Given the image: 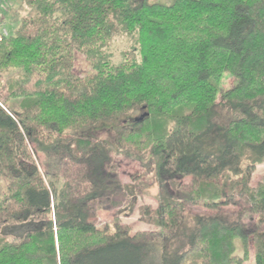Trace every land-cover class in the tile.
<instances>
[{"label":"trees","instance_id":"16d2710c","mask_svg":"<svg viewBox=\"0 0 264 264\" xmlns=\"http://www.w3.org/2000/svg\"><path fill=\"white\" fill-rule=\"evenodd\" d=\"M25 1L34 12L0 40V225L28 228L0 231V264H145L156 237L161 264L194 253L195 264H245L236 239L249 236L251 264H264V173L252 182L264 163V0ZM76 51L92 72H75ZM227 74L236 82L222 90ZM138 110L105 127L111 140L98 134ZM113 146L155 172L156 228L91 219L123 191ZM237 197L262 227L246 232L225 208Z\"/></svg>","mask_w":264,"mask_h":264},{"label":"rangeland","instance_id":"374dc122","mask_svg":"<svg viewBox=\"0 0 264 264\" xmlns=\"http://www.w3.org/2000/svg\"><path fill=\"white\" fill-rule=\"evenodd\" d=\"M33 12L34 10L27 6L25 0H11L8 4H4V8L1 9V13H3L9 34L15 33L21 23L22 16L29 15ZM125 45V41H120L115 45L116 53L113 58L115 62H119L121 60V49H123ZM74 70L80 75H86L93 70L86 57L78 51L75 52ZM17 73V70H11L7 77ZM235 82V77L227 74L222 83V90L229 89L235 84ZM218 100H221V96H219ZM18 101V99H14L10 103V109L12 112L18 110ZM142 112V110H138L127 116H122L121 118H116L109 123H105L97 128L102 131L101 133L98 132V134L111 140V138L114 137V131L111 128L117 129L122 120H133L134 118L141 116ZM97 129L89 130V133L94 134L98 131ZM113 150L114 151L110 156L114 166L116 167V170L114 171L118 173L119 179L122 182L123 191L112 197L113 201H107L101 205V207L99 206L102 203L98 204L95 202L94 208L90 213L91 219H94L96 223L101 226H109L110 229L114 228V223H118L123 227L127 226L131 232L143 228H156L153 216H150V213L157 207L160 199V185L155 172L147 168L146 162L126 157L123 154H118L115 151L114 146ZM35 157L41 167V170L44 171V154L35 152ZM263 173L264 163L256 167L254 173L252 174V182L258 183L262 179ZM45 179L47 183H49L51 180H54V177L45 173ZM189 180V177H184L182 179L185 183H188ZM61 184L62 181L57 183L58 186H61ZM168 188L169 191L173 192L174 189L172 186L168 185ZM1 192L2 190L0 187V198L2 195ZM242 199L243 198L237 197L233 202L225 205V208L230 212H234L235 215H239L240 222L246 232L262 227L263 223H259L255 213L244 211V207L247 205V202L245 199ZM191 209L194 213L209 211L207 208L199 205H192ZM27 228L28 226L15 222H11L6 226L0 225V231L2 233L16 238H19ZM236 244L237 249L241 251V253L242 247H247L249 257L245 264H251L254 258V242L252 236L248 237L246 246L240 238L236 239ZM150 248L149 258L145 264H161L159 237L152 240ZM193 257H196L195 253L186 259L185 264H195Z\"/></svg>","mask_w":264,"mask_h":264},{"label":"built area","instance_id":"2783aa9c","mask_svg":"<svg viewBox=\"0 0 264 264\" xmlns=\"http://www.w3.org/2000/svg\"><path fill=\"white\" fill-rule=\"evenodd\" d=\"M10 1L11 0H0V40L4 37L10 36L6 22L3 17V13H1V9L4 8V4L6 5Z\"/></svg>","mask_w":264,"mask_h":264}]
</instances>
